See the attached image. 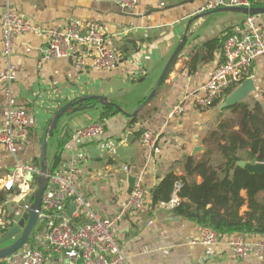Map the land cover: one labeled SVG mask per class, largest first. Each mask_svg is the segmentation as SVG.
<instances>
[{
  "label": "crops",
  "instance_id": "1",
  "mask_svg": "<svg viewBox=\"0 0 264 264\" xmlns=\"http://www.w3.org/2000/svg\"><path fill=\"white\" fill-rule=\"evenodd\" d=\"M205 1L138 0L134 9L126 10L114 0H0V20L5 7L10 6L43 27H62L70 19L81 25L87 21L99 22L107 45L120 56L111 70L90 65L85 70H77L68 58L42 59L39 50L46 43V36L25 34L15 39L10 57L14 79L9 93L0 88V123L6 122L10 105L21 106L28 114V137L19 143L16 156L0 144V192L4 193L5 214L13 213V219H17L22 208L14 198L16 190H2L3 181L14 173L19 163L40 157L43 132L52 113L69 100L92 94L103 95L126 113H132L153 88L182 36L187 19ZM256 1H262L264 6V0ZM255 20L257 28L264 32V15L256 16ZM245 21L246 16L239 13L217 12L193 22L190 26L193 33L172 71L155 97L137 113L134 123L121 112L100 122L102 106L96 104L92 109L61 117L57 131L46 138L47 165H52L59 138L64 140L58 169L72 178L77 190L100 216H114L125 204L129 197V176L144 190L143 201L127 211L114 226L124 264H264V249L259 255L236 256L228 245L233 235L219 237L216 244L201 243L202 227L172 215L161 203L153 206L150 195L165 174L171 171L180 176L184 174L185 157L202 156L207 148L204 138L219 120L236 119L230 110L221 112L218 106L242 82L251 79L254 89L241 101L250 105L259 102L264 111V55H259L253 60L248 75L217 104L200 110L190 98L182 113L169 117L172 107L185 95L202 94L201 87L221 61L222 47L214 52L212 59H198L196 71L188 74L191 55L201 54L200 45L204 41L227 29H247ZM2 50L0 27V72L5 69ZM94 121L103 124V135L85 142L72 138L74 129ZM143 130L158 134L154 149L147 150L140 144ZM197 146L202 149L193 154ZM211 159L219 157L214 154ZM25 179L33 186L28 176ZM192 179L201 182L198 175ZM242 195L245 196L244 191ZM258 198L264 202V191ZM247 210V205H243L241 214ZM243 236L248 241L264 243V234ZM2 264H20L18 253ZM43 264L64 263L60 253L49 252Z\"/></svg>",
  "mask_w": 264,
  "mask_h": 264
},
{
  "label": "built area",
  "instance_id": "2",
  "mask_svg": "<svg viewBox=\"0 0 264 264\" xmlns=\"http://www.w3.org/2000/svg\"><path fill=\"white\" fill-rule=\"evenodd\" d=\"M114 2L123 9L132 10L138 0ZM255 2L256 0H206L199 11L222 6L252 7ZM255 17L246 16L247 29L231 31L224 39L221 61L201 87L202 94L194 92L185 95L172 107L169 117L182 113L190 98L195 108L208 109L226 95L231 85L241 83L248 75L253 60L259 55H264V32L257 28ZM0 27L5 59V69L0 72V88L3 87L7 93L14 79L10 57L15 39L21 35L46 36V43L39 50L42 59L68 58L77 70H85L89 65L97 69L111 70L119 62L120 56L107 45L103 25L99 22L87 21L81 25L70 19L62 27H43L7 6L1 16ZM103 134V124L94 121L74 129L71 136L78 142H85ZM27 137V111L21 106L10 105L6 122L0 123V144L9 154L16 156L19 143ZM139 142L145 149L152 150L158 142V134L143 130ZM124 170H127V167H124ZM38 174V166L19 163L14 173L4 179L2 190H16L14 198L24 209L32 190V185L25 178ZM180 185V181L175 183L174 195L168 202H162V206L171 209L178 203L175 192ZM143 199L144 190L136 184L116 215L100 216L77 190L69 175L60 169L49 171L41 207L37 211V222L30 234L32 241L17 252L20 264H43L45 255L49 252L60 253L64 264H124V254L115 237L114 226L127 211L136 207ZM72 203L74 210L69 217L67 212ZM5 225V202L0 201V236ZM199 241L203 244H216L219 242V235L209 228H202ZM228 245L238 257L259 255L264 249L262 241H248L243 234H234Z\"/></svg>",
  "mask_w": 264,
  "mask_h": 264
},
{
  "label": "trees",
  "instance_id": "3",
  "mask_svg": "<svg viewBox=\"0 0 264 264\" xmlns=\"http://www.w3.org/2000/svg\"><path fill=\"white\" fill-rule=\"evenodd\" d=\"M262 5V1L254 3V6ZM230 32L227 29L221 35L204 41L200 45L201 54L195 52L191 55L187 73L193 74L196 71L198 59L203 61L212 59L214 52L222 47L224 39ZM172 69L173 67L170 72ZM235 86L231 85L226 94ZM85 103L90 105L95 103V100L89 99ZM217 103L218 101H215L211 106ZM224 110H230L236 115V119L226 117L219 120L217 126L204 138L207 148L202 156L199 159L184 158L183 175L171 171L159 180L150 191L153 206L168 202L175 183L180 181L181 185L175 192L179 201L170 209L172 215L193 221L202 228H209L219 237L264 234V202L258 198V194L264 191V174L250 173L236 164L239 160L264 163V111L259 102L250 105L243 101L226 107L221 112ZM118 112L112 105L102 106L98 120L103 122ZM137 115L130 117L131 123L137 120ZM236 125L237 130L234 129ZM56 131L57 127L54 133ZM63 143L64 140L59 138L51 171L59 168ZM214 154L218 155L219 159H211ZM194 175L201 178L200 183L192 179ZM243 191L245 196L242 195ZM3 199L4 193L0 192V201ZM245 204L248 210L241 214V207ZM12 220L13 213L5 214L6 225L1 234L8 230ZM31 241L32 237L26 244L29 245ZM2 263L3 260L0 261V264Z\"/></svg>",
  "mask_w": 264,
  "mask_h": 264
},
{
  "label": "water",
  "instance_id": "4",
  "mask_svg": "<svg viewBox=\"0 0 264 264\" xmlns=\"http://www.w3.org/2000/svg\"><path fill=\"white\" fill-rule=\"evenodd\" d=\"M196 11L194 15L187 19L182 36L177 43L176 47L168 57L165 65L163 66L153 88L149 94L141 101L132 113L128 114L123 109L111 102L107 97L103 95H82L75 99L69 100L66 103L60 105L48 120L45 129L41 148L40 157H33L29 160V163L39 167V174L36 176L29 175L28 178L33 182L30 199L27 203V207L22 209L20 216L17 219H13L8 230L0 236V261L5 260L13 255H15L23 246L28 242L30 234L32 233L34 226L37 222V211L41 207L42 194L47 184V173H49L50 167L46 163V138L52 137L54 134V129L57 127L59 119L65 115H72L73 113L88 110L94 108L96 104L101 106L112 105L119 112L123 113L127 117L136 115L145 105H147L158 93L159 88L164 83L166 77L168 76L172 67H174L177 59L180 57L188 37L193 33V29L190 28L191 24L200 18L211 15L217 12H233L239 13L245 16H258L264 15V6H252V7H234V6H222L217 7L207 11ZM70 61V59H69ZM254 89L253 82L251 79H247L242 82L237 88H235L227 97H225L219 104V110L226 107L232 106L235 103L240 102L250 91ZM95 100L93 104H86L87 100ZM202 149V147L197 146L193 150V154ZM237 166L244 168L250 173L264 174V163H258L254 160L237 161ZM127 194L130 195L133 191L135 185V178L129 176L127 179ZM74 210V204H70L68 208L67 215L71 217V213Z\"/></svg>",
  "mask_w": 264,
  "mask_h": 264
},
{
  "label": "rangeland",
  "instance_id": "5",
  "mask_svg": "<svg viewBox=\"0 0 264 264\" xmlns=\"http://www.w3.org/2000/svg\"><path fill=\"white\" fill-rule=\"evenodd\" d=\"M224 13H228V12H224ZM228 114V113H227ZM215 160V159H214Z\"/></svg>",
  "mask_w": 264,
  "mask_h": 264
}]
</instances>
